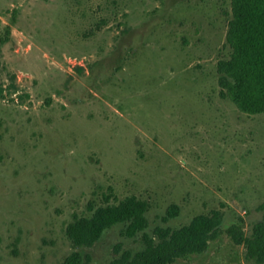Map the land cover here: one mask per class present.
<instances>
[{
  "label": "rangeland",
  "instance_id": "rangeland-1",
  "mask_svg": "<svg viewBox=\"0 0 264 264\" xmlns=\"http://www.w3.org/2000/svg\"><path fill=\"white\" fill-rule=\"evenodd\" d=\"M231 2L0 0V264L139 252L120 225L91 247L65 234L128 197L146 203L148 235L221 214L206 251L173 264H255L225 234L248 237L264 204V114L218 85Z\"/></svg>",
  "mask_w": 264,
  "mask_h": 264
},
{
  "label": "trees",
  "instance_id": "trees-1",
  "mask_svg": "<svg viewBox=\"0 0 264 264\" xmlns=\"http://www.w3.org/2000/svg\"><path fill=\"white\" fill-rule=\"evenodd\" d=\"M226 44L231 50L228 60L219 61L218 85L236 109L246 115L264 114V0H232L231 20L226 33ZM5 90L0 85V99ZM147 205L136 197H128L115 205L91 208L89 217H74L65 234L74 248L91 247L105 231L120 225L121 238H134L141 233L143 249L136 253L121 252L109 264H173L176 260L206 251L210 241L221 234L222 216L219 212L200 215L178 229L157 227L152 235L145 233ZM262 217L247 237L237 225L225 234L237 246H242L245 258L264 264V204ZM175 216L176 211H167ZM63 264H90L88 255L71 253Z\"/></svg>",
  "mask_w": 264,
  "mask_h": 264
}]
</instances>
